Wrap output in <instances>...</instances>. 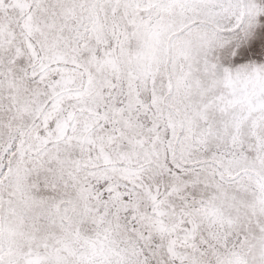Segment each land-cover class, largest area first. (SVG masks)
I'll list each match as a JSON object with an SVG mask.
<instances>
[{"label": "snow or ice", "instance_id": "snow-or-ice-1", "mask_svg": "<svg viewBox=\"0 0 264 264\" xmlns=\"http://www.w3.org/2000/svg\"><path fill=\"white\" fill-rule=\"evenodd\" d=\"M0 264H264V0H0Z\"/></svg>", "mask_w": 264, "mask_h": 264}]
</instances>
